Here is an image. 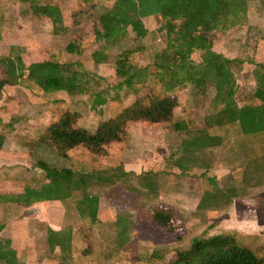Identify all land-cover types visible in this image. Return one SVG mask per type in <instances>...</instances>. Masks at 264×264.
I'll use <instances>...</instances> for the list:
<instances>
[{
    "label": "rangeland",
    "instance_id": "obj_1",
    "mask_svg": "<svg viewBox=\"0 0 264 264\" xmlns=\"http://www.w3.org/2000/svg\"><path fill=\"white\" fill-rule=\"evenodd\" d=\"M37 2L57 5L67 30L54 35L49 20L34 17L26 4L0 0V58L17 54L24 67L46 60L70 64L72 70L82 69L95 76L91 91L102 92L105 101L92 108L89 90L68 96L63 92L42 93L28 82L4 85L0 89V121L14 122L12 131L0 126L4 136L0 194H17L24 186L38 188L46 182L43 166L80 172L122 166L136 175L150 171L156 176L158 193L152 199L120 184L92 188L89 192L98 198L95 223L90 222L86 211L77 209L80 192L60 202H40L27 208L0 204V239L10 242L17 260L24 264H168L176 252L188 248L191 239L225 232L233 233L241 245L264 257V136H243L235 125L208 127L207 120L215 111L211 86L202 91L187 86L176 94L177 106L170 121L128 122L118 141L96 149L76 146L60 150L37 142L44 129L63 113L72 127L93 131L98 123L113 118L149 88L157 93L159 85L153 80L144 87L137 86L135 94L114 91L120 80L114 76L113 60L130 51V64L147 66L153 53L164 46V22L148 17L142 20L147 30L143 39H134L127 28L118 44L104 49L106 61L95 64L91 54L100 51L101 46L93 40L92 16L98 8L92 11L90 3L83 4L82 0ZM71 20H76L74 25ZM208 37L211 50L221 56L220 65L232 73L236 105H258L252 96L255 83L251 73L254 64L264 68V0L248 1L244 25L215 31ZM69 42L76 44L79 54L65 52ZM188 59L198 63L200 52H193ZM149 71L153 69L149 67ZM3 78L0 64V80ZM179 121L186 125L188 136L198 130L221 139L218 146L197 152L193 167L185 173L173 166L179 156V143L186 137L173 130V123ZM133 185L129 186L137 188ZM207 194H211L212 201L198 207L201 197ZM159 205L172 209L177 222L175 232H167L151 220L150 209ZM117 219L128 223L127 242L120 246L123 240L119 237L116 241ZM46 229L61 233V237L70 230L69 248L48 247ZM54 236L51 233L49 240L54 241Z\"/></svg>",
    "mask_w": 264,
    "mask_h": 264
},
{
    "label": "trees",
    "instance_id": "obj_2",
    "mask_svg": "<svg viewBox=\"0 0 264 264\" xmlns=\"http://www.w3.org/2000/svg\"><path fill=\"white\" fill-rule=\"evenodd\" d=\"M102 1L82 0L83 4L90 3L92 11L98 8L97 13L94 12L92 16L94 18L92 35L93 40L100 44L101 50L91 54L92 62L103 64L106 61L104 49L118 44L126 36L127 28L134 35V39H143L147 35V30L142 20L157 17L164 22V46L153 53L150 65L138 67L130 64L127 55L131 52L124 51L114 58L113 73L120 80L114 91L126 90L135 94L137 86L144 87L147 81L152 80L159 85V90L154 93L153 89L149 88L145 95L122 108L113 118L98 123L93 131L72 127L69 117L63 113L58 121L44 129L37 138L38 143L60 150L76 146L99 148L118 141L123 127L128 122L170 121L177 106V92L187 86L202 91L208 85L214 90L215 108L214 114L207 120L208 127L235 125L238 133L243 136H264V68L254 64L251 73L255 83L252 96L259 104L238 107L233 99L236 85L232 73L220 65L221 56L211 50L212 41L208 37L212 32L226 31L244 25L249 0H110V4L106 3L108 0L103 3ZM18 2L26 4L34 17L49 20L54 35L67 30L63 21L64 16L57 5H41L37 0ZM74 22L71 20L72 25ZM75 45L69 42L64 48L65 52L79 54L80 51ZM196 51L200 52V60L193 63L188 57ZM226 62L229 63L230 60ZM0 64L4 68L0 89L4 85L28 82V85L42 93L63 92L68 96H76L88 90L90 92V84L95 77L82 69L72 70L70 64H59L49 60L30 63L24 67L17 54L0 58ZM75 66L80 68L78 64ZM149 67L153 69L152 72L149 71ZM23 72L25 77L22 81ZM90 95L92 108L100 106L105 101L100 91H91ZM13 122V119L5 124L0 121V126L2 129L12 131ZM172 126L174 131L186 135L179 143V156L173 165L180 173H185L193 167L197 152L221 143L218 136L208 135L205 131L197 130L188 136L189 131L182 121L174 122ZM3 141L4 136L0 132V148ZM42 169L47 172L46 182L38 188L24 186L17 194H0V204L11 203L27 208L40 202H60L69 198L73 192H80L81 198L76 204L77 209L82 208L86 211L90 222L95 223L98 198L89 192L92 188H112L120 184L130 192L141 191L152 199H155L158 193L156 176L150 171L136 175L123 170L122 166L89 172L47 169L46 166ZM131 183H135L133 186L137 188L129 186ZM212 199L211 194L203 195L197 206L201 204L207 206ZM158 207L150 209L151 220L167 232H175L177 222L172 209L160 205ZM127 226L125 220H116V241L119 237L123 240L119 246L127 242ZM2 228L0 225V231ZM51 233L56 235L54 241L49 240ZM70 233L68 230L64 237H61V233L46 229L48 247L68 249ZM9 243L8 240L0 239V264H24L17 260ZM168 264H264V257L256 256L241 245L233 233L225 232L191 239L188 248L176 252Z\"/></svg>",
    "mask_w": 264,
    "mask_h": 264
}]
</instances>
